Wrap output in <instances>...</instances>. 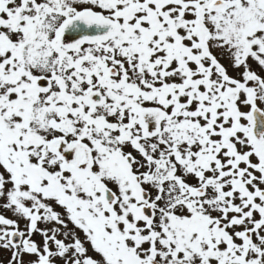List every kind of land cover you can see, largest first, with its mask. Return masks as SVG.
Here are the masks:
<instances>
[{
  "label": "snow or ice",
  "instance_id": "snow-or-ice-1",
  "mask_svg": "<svg viewBox=\"0 0 264 264\" xmlns=\"http://www.w3.org/2000/svg\"><path fill=\"white\" fill-rule=\"evenodd\" d=\"M0 264H264V0H0Z\"/></svg>",
  "mask_w": 264,
  "mask_h": 264
}]
</instances>
